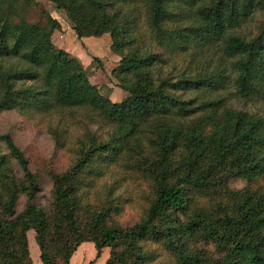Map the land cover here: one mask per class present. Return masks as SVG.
Listing matches in <instances>:
<instances>
[{"label": "trees", "instance_id": "trees-1", "mask_svg": "<svg viewBox=\"0 0 264 264\" xmlns=\"http://www.w3.org/2000/svg\"><path fill=\"white\" fill-rule=\"evenodd\" d=\"M47 1L78 40L110 36L127 96L112 102L55 46L40 3L0 0V114L72 157L40 207L41 176L0 132V264H33L29 231L41 264L86 242L95 259L109 248L104 264H264V0Z\"/></svg>", "mask_w": 264, "mask_h": 264}, {"label": "rangeland", "instance_id": "rangeland-1", "mask_svg": "<svg viewBox=\"0 0 264 264\" xmlns=\"http://www.w3.org/2000/svg\"><path fill=\"white\" fill-rule=\"evenodd\" d=\"M40 3L46 10L47 7L45 4H50L47 0H35ZM55 11L54 8L50 7L49 11ZM57 17L58 15H55ZM60 17V16H59ZM57 18L60 22H62L63 27V36L60 33H55L53 36V43L55 46L60 47L65 46L68 49V44H70V40H67L65 37V32H70L69 26L64 21V18ZM31 19H35V14H31ZM260 16L258 15L256 21L260 20ZM62 19V20H61ZM67 22V21H66ZM65 23V24H64ZM252 31H254V24L252 26ZM109 36V35H106ZM110 37V36H109ZM108 37V38H109ZM107 38V37H106ZM64 39V41H63ZM62 41V42H61ZM70 44V53L72 56L78 58L86 69L88 74L89 81L96 85L102 95H106L103 92L106 89L111 90L114 87H118V82L115 78H113L112 71L117 67L119 62V57H114L113 53L110 52L106 39L101 40H94L92 42L87 43L85 45L88 50H85L84 46L80 47L78 44L71 46ZM63 46V47H64ZM96 58L99 62L93 61ZM91 66V67H89ZM104 66V67H103ZM169 68L166 67L165 71ZM96 75H93V73ZM91 75H93L91 77ZM103 91V92H102ZM110 93V92H107ZM127 96L126 94L124 95ZM112 99L116 102V98ZM121 101V100H120ZM117 101V102H120ZM230 104L235 109H244L247 108L243 105V103L238 102L237 100L230 101ZM257 106V105H256ZM251 109V107H250ZM0 132L2 133H9L16 145L25 153L30 167L38 173L42 178V186L41 191L38 194L36 204L40 207L46 208L51 200V183L46 177L47 172H63L65 171L68 166L71 164V154L68 153L66 150H59L56 149L54 140L52 137L47 133L44 126L37 123L35 120L26 119L18 116L14 112H3L0 114ZM4 151V150H3ZM134 187L137 189L138 185L134 184ZM232 188L239 189L242 187L240 181H232L231 184ZM137 193V192H136ZM19 208L21 209L24 199L20 202ZM145 206L144 200L141 201V205L137 206V209L128 208L125 206L123 208V213L119 218L116 219V222L121 227H131L135 223L138 222L142 210ZM28 245H29V256L33 264H41L39 259V249L35 243V234L33 231H29L27 233ZM90 243V242H86ZM95 249V248H94ZM106 249V252L109 253V248ZM87 254H85L86 256ZM109 257V256H108ZM108 259V258H107ZM95 256L90 258V262L95 263ZM89 262V263H90ZM88 263V264H89Z\"/></svg>", "mask_w": 264, "mask_h": 264}, {"label": "crops", "instance_id": "crops-1", "mask_svg": "<svg viewBox=\"0 0 264 264\" xmlns=\"http://www.w3.org/2000/svg\"><path fill=\"white\" fill-rule=\"evenodd\" d=\"M45 6L47 7V11L50 13V15H51V17L52 18H54V19H56L57 20V18L59 17V18H64L63 17V15L61 14V12H55L54 10L53 11H49V8L50 7H52V8H54L53 6H50V4H45ZM54 14L55 15H58L57 17H55L54 16ZM62 20V19H61ZM58 22H59V24H60V30L59 31H56L55 33H60V34H62V36H63V27H62V22H60L59 20H57ZM67 25H69L66 21H64ZM64 23V24H65ZM70 28H69V30H70V32L68 33V32H65V37H66V39L67 40H70V44H72L71 46H73V45H75V44H78L80 47H82V46H84L85 48V50H88V48L85 46V45H87V43H89V42H92V41H96V40H101V39H106V41H107V45H108V48H109V50H110V45H111V39H110V37L109 36H106V35H108V34H105V35H103L102 37H99V38H95V37H89V38H82L81 40H78L77 38H76V36H75V34H74V32H73V30H72V28H71V26H69ZM55 33L53 34V36L55 35ZM107 37V38H106ZM109 37V38H108ZM52 39H53V37H52ZM63 41H64V39H63ZM62 42V41H61ZM70 44H68V49L67 48H65V46L63 47V46H61V49H63L64 51H66V52H68V53H70L71 51H70ZM58 48H60V47H58ZM89 51V50H88ZM111 52V51H110ZM113 56L114 57H116L117 58V56L115 55V54H113ZM77 57V56H76ZM89 67H91V66H89ZM104 67V66H103ZM93 75H96V72H95V74L93 73ZM93 75H91V77L93 76ZM105 89V91L107 90V92H110V93H107V92H103V93H105L106 95V97H108L111 101H114L113 99H112V97L113 98H116V100L117 101H122L124 98H125V94L126 93H124L123 91H121L120 89H119V87H114V88H112L111 90H109V89H106V87L104 88ZM115 102V103H119V102ZM120 101V102H121ZM85 254H87L86 256H85ZM95 254H96V251H95V249H94V245L92 244V243H82V244H80L78 247H77V249H76V251L73 253V255L71 256V258H70V260H69V262H70V264H88L89 262H90V258H92V257H94L95 256ZM108 256H109V253L108 252H106V249H103L102 250V252H101V255H100V257L98 258V259H96L95 260V263L93 262V264H104L105 263V261L107 260V258H108Z\"/></svg>", "mask_w": 264, "mask_h": 264}]
</instances>
